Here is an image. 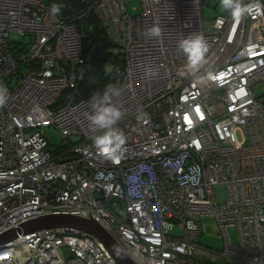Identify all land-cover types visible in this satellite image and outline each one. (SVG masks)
<instances>
[{"label":"built area","instance_id":"built-area-1","mask_svg":"<svg viewBox=\"0 0 264 264\" xmlns=\"http://www.w3.org/2000/svg\"><path fill=\"white\" fill-rule=\"evenodd\" d=\"M125 1L72 0L54 15L48 0H0V234L71 215L98 223L135 264H264V0H239L238 19L204 17L202 0H138L136 14ZM89 18L113 46L101 76L123 90L118 162L94 145V92L77 87L91 70L80 34ZM153 26L161 37L145 35ZM196 32L210 51L193 75L177 44ZM41 127L62 142L50 147ZM203 216L220 249L197 243ZM0 264L116 263L92 234L55 227L2 238Z\"/></svg>","mask_w":264,"mask_h":264},{"label":"clouds","instance_id":"clouds-1","mask_svg":"<svg viewBox=\"0 0 264 264\" xmlns=\"http://www.w3.org/2000/svg\"><path fill=\"white\" fill-rule=\"evenodd\" d=\"M220 4L225 11L231 12L232 16L237 19L246 11L241 7L239 0H220ZM51 11L54 15L58 14L60 7L54 5ZM145 35L150 38H159L162 31L159 26H153L146 30ZM177 48L184 53L186 60L181 71L193 75L207 62L210 51L208 41L199 32L182 36L178 41ZM104 71L107 74L109 70L105 68ZM6 91V89H0V106L6 102ZM122 94V88L111 83L106 85L102 93H92V111L86 116L90 125L100 130V134L92 138L100 155L114 162H118L122 158L127 143L124 132L116 127L122 118V111L114 103V98H119Z\"/></svg>","mask_w":264,"mask_h":264},{"label":"rangeland","instance_id":"rangeland-1","mask_svg":"<svg viewBox=\"0 0 264 264\" xmlns=\"http://www.w3.org/2000/svg\"><path fill=\"white\" fill-rule=\"evenodd\" d=\"M126 10L129 14H136L139 11L138 0H126L125 1ZM201 9L203 16H213L220 13L223 8L220 4V0H202ZM11 40H18L19 36L16 33L10 34ZM252 91L254 93H259L262 89L259 83L252 86ZM41 132L45 137L48 145L54 147L62 142L57 129L53 127H41ZM73 136L72 139H75ZM214 198L217 203H222L227 197V191L223 184H217L213 187ZM229 233L231 235V240L235 242V229L230 228ZM2 240V237L0 241ZM205 247L210 249H220L222 247V240L218 236V227L213 217L203 216L200 218V235L199 240Z\"/></svg>","mask_w":264,"mask_h":264},{"label":"water","instance_id":"water-1","mask_svg":"<svg viewBox=\"0 0 264 264\" xmlns=\"http://www.w3.org/2000/svg\"><path fill=\"white\" fill-rule=\"evenodd\" d=\"M74 227L92 234L99 240L113 257L116 264H135L125 253L115 239L108 234L100 225L89 218L71 215H43L30 219L19 228L0 234V238L10 239L18 233H28L40 228Z\"/></svg>","mask_w":264,"mask_h":264},{"label":"trees","instance_id":"trees-1","mask_svg":"<svg viewBox=\"0 0 264 264\" xmlns=\"http://www.w3.org/2000/svg\"><path fill=\"white\" fill-rule=\"evenodd\" d=\"M52 3V7L58 5L60 9H66L67 4L72 0H58L60 3L57 4L55 0H48ZM58 14H63L60 10ZM87 20H85V23ZM88 22L92 23V32L87 30H81V38L84 42V48L91 50V70L81 75L77 79L78 90L81 94L86 95L97 90H103L108 84L107 80L101 76L100 66L106 57L110 55V49L113 47L111 41L103 33L102 27L94 19H88ZM114 64V62H113Z\"/></svg>","mask_w":264,"mask_h":264},{"label":"crops","instance_id":"crops-1","mask_svg":"<svg viewBox=\"0 0 264 264\" xmlns=\"http://www.w3.org/2000/svg\"><path fill=\"white\" fill-rule=\"evenodd\" d=\"M198 240H199V237H198ZM197 243L203 245L200 241H198ZM204 246H205V245H204Z\"/></svg>","mask_w":264,"mask_h":264},{"label":"bare ground","instance_id":"bare-ground-1","mask_svg":"<svg viewBox=\"0 0 264 264\" xmlns=\"http://www.w3.org/2000/svg\"><path fill=\"white\" fill-rule=\"evenodd\" d=\"M98 224V223H97ZM99 225V224H98Z\"/></svg>","mask_w":264,"mask_h":264}]
</instances>
